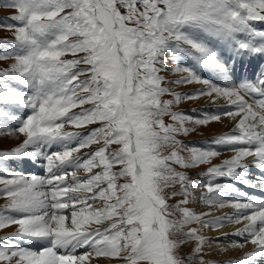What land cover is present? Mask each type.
<instances>
[{
	"label": "snow or ice",
	"instance_id": "6c2138e0",
	"mask_svg": "<svg viewBox=\"0 0 264 264\" xmlns=\"http://www.w3.org/2000/svg\"><path fill=\"white\" fill-rule=\"evenodd\" d=\"M0 7L15 22L0 42L12 61L0 70V137H23L0 151V231L15 228L0 237V264H264V0ZM238 59L260 63L240 78ZM201 98L222 110L174 111ZM224 118L231 129L212 144L232 154L211 165L221 150L181 137ZM205 164L195 175L208 179L195 180L188 170ZM197 190L210 211L189 206ZM227 225L242 239L221 252L253 250L206 259L220 238L205 230Z\"/></svg>",
	"mask_w": 264,
	"mask_h": 264
},
{
	"label": "rangeland",
	"instance_id": "374dc122",
	"mask_svg": "<svg viewBox=\"0 0 264 264\" xmlns=\"http://www.w3.org/2000/svg\"><path fill=\"white\" fill-rule=\"evenodd\" d=\"M10 15H12V13L10 11L0 7V42H3V41L11 42L14 39V32L7 29L6 27H4L7 24H14L15 23L14 21H11L8 19V17ZM11 63H12L11 60L0 61V70L7 68ZM176 78H178V77L174 74L169 76V79H176ZM184 88H185V91H182ZM197 88H198V85H195V84L184 85V86L176 87L175 91L180 92V93H191V92H194V91L199 89V88L198 89ZM168 98H170V97H168ZM197 103H198V105H197ZM211 105L212 104H209V102L205 99L204 100H200V99L199 100H190V101H185V102L179 104L178 106H176L174 108V111L183 112V113L190 112L188 114L192 115V113L195 112L196 110H201L202 112L199 113V115H201L205 111L204 109L206 106L210 107L209 109H212ZM183 108L186 109L187 112ZM193 110H195V111H193ZM207 111L211 112L210 110H207ZM198 112H200V111H198ZM193 114H194V116H197L198 113L197 114L193 113ZM187 126L190 128L194 127L195 130L193 132H191L187 137H181V139L184 141L185 144L191 143V144H194V145H197L200 147H203V145L204 146L208 145L211 147L214 145V144H212V141L216 137L225 134V132L223 133V131H224L223 130L224 119L222 122H211L206 126H194L192 124H189ZM69 130H71V129H69ZM19 138H13V137H8V136L0 137V148L9 149V148L18 147L23 142V137L21 136V139L18 141ZM208 139H211V140L209 141ZM205 140H208V142H205ZM200 142H205V143L201 144ZM0 151H3V150L0 149ZM85 151H87V149ZM221 152L223 154L216 157V158H213V160L211 162H214V160H217L216 165H218V164L222 163L221 161H223L224 159H227V156L229 155V153L227 154L226 153L227 151H224V150H222ZM182 154L185 156L187 155V153H182ZM210 166L211 165H209V164L201 165V166H198L194 170H188V172L190 175H192V177L194 179H197V181L207 180L208 178H200L197 175H195V173L200 172V171L205 172L207 170V168ZM200 194H201V190H197L196 192L193 193V195L197 199L192 204H190V205H192L191 207H193L194 210L197 211V213L210 211V209L207 206H205L199 202ZM6 203H7L6 199H0V208H3ZM214 213H216V211H214ZM208 218H211V217H208ZM195 226L196 225H193V227H195ZM10 230H15V228L10 227V228H7V229L0 231V237L6 236V234L9 232H7L5 234H2V233H4L5 231H10ZM13 232L9 233L7 236L12 234ZM215 232L216 231L214 230L213 233H215ZM205 235L210 236V238H213V239L219 237L220 239L218 242H224L223 240H225V238L221 237V235L216 236L217 235L216 234L215 236H213V235L211 236V231L205 232ZM234 237L239 238V240L242 239V238L237 237V236H233L232 238L234 239ZM213 249H214V246L211 247V250L208 253H210ZM225 252L226 251L221 252L220 250H216L214 252V255H217V257L213 258L214 255H212V257H210V256H208L209 255L208 254L205 258L210 260V261H214V262H225L224 259L226 260L228 258H230L231 260H237L247 251L240 250V251L231 252L232 254L230 253L227 258H225V256H224ZM226 261H229V259ZM102 264H103V262H102Z\"/></svg>",
	"mask_w": 264,
	"mask_h": 264
},
{
	"label": "bare ground",
	"instance_id": "6f19581e",
	"mask_svg": "<svg viewBox=\"0 0 264 264\" xmlns=\"http://www.w3.org/2000/svg\"><path fill=\"white\" fill-rule=\"evenodd\" d=\"M244 64H246V60H243V61H241V60H237V62H236V65H235V67L236 66H238V65H241V66H243ZM236 75V74H235ZM243 77H247L246 76V74L245 73H242V72H240V78H243ZM201 87V85H198V88H200ZM197 88V89H198ZM207 100L206 98H201L200 100ZM208 101V100H207ZM209 104H212V103H209ZM222 107H223V105H222V102L221 103H216V104H212L211 105V108L212 109H209L210 107H205V109L204 110H210V111H220V110H222ZM201 115H203V114H201ZM230 129H231V125L229 124V122H228V119L227 118H224V126H223V133L225 132H228V131H230ZM222 133V132H221ZM232 153H230L229 152V155L227 156V158H229L230 157V155H231ZM24 171L25 170H27L26 172H30L29 171V169H31V168H33V169H36V171L38 170H40L41 171V169H39V168H36L35 166H32V167H25L24 165H21L20 166ZM231 209H222V210H219V211H216V213H214V215L215 216H222V215H224V214H226V213H231ZM237 227H241V226H239V225H236V226H233V225H227V226H225L224 228H222V229H219V230H215L216 232L215 233H213V231H211V236L213 235V236H215L216 234V236H219V235H221V237H224L225 238V240H223L224 242H216V243H213L212 244V246H214V249L210 252V253H208L209 255L208 256H210V257H212V255L214 254V252L216 251V249H223V248H226V247H228V243L229 242H231V241H234V240H239V238H236V237H234V239L232 238L234 235H231V233H234L235 232V230H236V228ZM15 231V230H14ZM208 230H205V232H207ZM11 232H13V231H11ZM11 232H9V233H11ZM9 233H7L6 234V236L9 234ZM224 233H228L229 235H227V236H224L223 234ZM11 235V234H10ZM207 237H209L210 238V236H207ZM240 250H244V251H247V252H250V251H252L253 250V246L251 245V244H246L245 246H244V248H242V249H236V248H229L226 252H225V254H224V256H225V258H227L228 257V255L231 253V252H235V251H240ZM232 254V253H231ZM231 257V256H230ZM229 259V261L231 260L230 258H228ZM228 259H226V260H228ZM225 259H224V261H226Z\"/></svg>",
	"mask_w": 264,
	"mask_h": 264
}]
</instances>
